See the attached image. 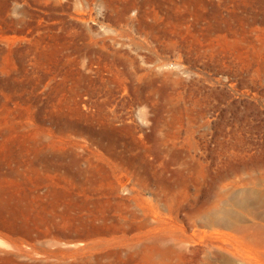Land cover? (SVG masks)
<instances>
[{
  "label": "rangeland",
  "instance_id": "374dc122",
  "mask_svg": "<svg viewBox=\"0 0 264 264\" xmlns=\"http://www.w3.org/2000/svg\"><path fill=\"white\" fill-rule=\"evenodd\" d=\"M0 243L264 264V0H0Z\"/></svg>",
  "mask_w": 264,
  "mask_h": 264
},
{
  "label": "water",
  "instance_id": "95a60500",
  "mask_svg": "<svg viewBox=\"0 0 264 264\" xmlns=\"http://www.w3.org/2000/svg\"><path fill=\"white\" fill-rule=\"evenodd\" d=\"M0 251L7 252V253H11L12 252V250L9 249L8 246L3 244V243L2 244L0 243Z\"/></svg>",
  "mask_w": 264,
  "mask_h": 264
},
{
  "label": "bare ground",
  "instance_id": "6f19581e",
  "mask_svg": "<svg viewBox=\"0 0 264 264\" xmlns=\"http://www.w3.org/2000/svg\"><path fill=\"white\" fill-rule=\"evenodd\" d=\"M156 239V238H155ZM155 244H156V241L155 240H150V241H148L147 243H146V246L149 248V247H153V246H155Z\"/></svg>",
  "mask_w": 264,
  "mask_h": 264
}]
</instances>
